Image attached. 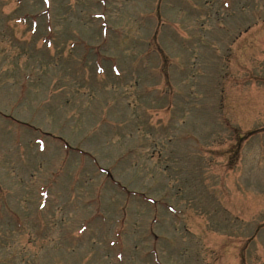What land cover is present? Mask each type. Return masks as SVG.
I'll list each match as a JSON object with an SVG mask.
<instances>
[{
    "label": "rangeland",
    "instance_id": "374dc122",
    "mask_svg": "<svg viewBox=\"0 0 264 264\" xmlns=\"http://www.w3.org/2000/svg\"><path fill=\"white\" fill-rule=\"evenodd\" d=\"M0 264H264V0H0Z\"/></svg>",
    "mask_w": 264,
    "mask_h": 264
}]
</instances>
